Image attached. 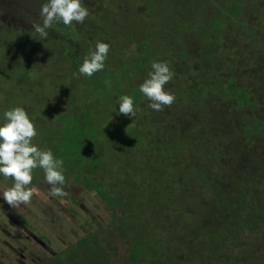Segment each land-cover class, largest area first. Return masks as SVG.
Listing matches in <instances>:
<instances>
[{
	"label": "rangeland",
	"instance_id": "1",
	"mask_svg": "<svg viewBox=\"0 0 264 264\" xmlns=\"http://www.w3.org/2000/svg\"><path fill=\"white\" fill-rule=\"evenodd\" d=\"M89 14L90 30L82 23L78 34L58 28L56 45L68 46L70 56L55 70L49 60L39 72L27 67L23 53L29 51L18 47L14 28L0 42V121L6 110L24 107L37 129L33 143L64 161L63 185L69 194L80 193L81 213L100 220L89 217L83 229L73 220L74 235L93 230L106 238L112 264H264V0H91ZM219 17L225 27L215 36V26L203 25ZM98 23L103 33L97 34ZM108 39L104 69L80 74L84 57L95 50L92 42ZM211 42L221 48L211 49ZM202 50L218 62L213 70L203 66ZM154 60L168 62L174 72L165 90L175 100L163 111L151 110L139 90ZM122 95L133 98L135 117L119 112ZM171 156L174 162H164ZM122 179L144 182L143 190L132 192L131 211L143 208L138 214L129 215L107 191ZM37 183L35 173L30 203L10 207L0 195V206L22 213L60 250L71 237L60 206L73 203ZM6 186L0 180V194ZM159 207L164 215L156 220ZM120 215L145 231L132 230ZM94 242L82 246L79 239L78 255L87 264H107Z\"/></svg>",
	"mask_w": 264,
	"mask_h": 264
},
{
	"label": "clouds",
	"instance_id": "2",
	"mask_svg": "<svg viewBox=\"0 0 264 264\" xmlns=\"http://www.w3.org/2000/svg\"><path fill=\"white\" fill-rule=\"evenodd\" d=\"M89 11L81 0H48L39 10L41 24H33V29L44 40L48 36V29L54 22L62 21L66 26L73 22L81 24L88 17ZM110 45L97 41L95 50L83 59L79 72L85 76L102 71L108 56ZM174 72L168 62L154 60L151 71L139 86V90L150 101L149 107L154 111H163L164 106L170 107L175 96L165 90V85L173 78ZM119 112L125 116L135 117L136 109L130 95L119 97ZM37 136V129L24 107L15 106L6 110L0 121V175L11 178V185L2 189L3 200L10 207L28 204L35 192L29 187L32 183V172L37 167L44 170L46 182L51 185L50 195L64 196L66 193L58 185H63L62 159L54 157L49 149H41L33 143Z\"/></svg>",
	"mask_w": 264,
	"mask_h": 264
},
{
	"label": "flooded vegetation",
	"instance_id": "3",
	"mask_svg": "<svg viewBox=\"0 0 264 264\" xmlns=\"http://www.w3.org/2000/svg\"><path fill=\"white\" fill-rule=\"evenodd\" d=\"M90 1L91 0H81L82 5L86 7L88 11L90 8ZM47 2L48 0H0V42H5L6 38L3 35L8 36L14 28L12 31V37L14 40H18V47L19 45H22L21 47L27 45L26 48L29 51L23 53L25 55L24 59L28 61V66H25L34 69L35 72H39L42 67L46 68L47 60H49L48 66L50 70H55L57 65H62L67 61L65 58L70 56L67 48L68 46L62 45L59 47L56 45V38L61 34L58 28H61V25H64L62 21L54 22L52 28L47 30L48 36L44 40H40L41 37L33 29V24L42 25V18L39 16V10L42 5ZM103 2L104 0H100L101 4ZM99 11H102L101 7H99ZM89 15L88 20L82 23L85 31L90 30L92 18ZM6 18L7 21L5 24ZM76 24V22H73L70 26L65 25L66 29L60 30L72 31V33L75 32L78 34L76 32ZM13 25H18L19 27H13ZM100 27L101 25L98 23V30H102ZM15 30H19L17 31L19 34H15ZM14 43L16 44L15 41ZM17 50L19 49L17 48ZM63 52L66 53L64 54ZM59 55L61 56L59 57ZM41 63L45 64L41 65ZM27 67H25V69ZM35 173L38 178L36 186L40 185V188H42L44 184H48L46 179H44L45 181L43 183L39 181L45 177L42 168L37 167L34 169L32 176H34ZM0 180L6 181L9 185L13 182L11 178L6 179L2 175H0ZM59 187H62L66 193L63 198L70 200L73 203V206L75 204V207L69 204H67V206H60L65 212V214H63L64 218L62 219H64V225L68 228L67 235L71 236L68 241L64 243L63 248L58 250V248H55L51 237L39 235L38 232H36L25 220L22 213L16 215L0 206V264H87L88 260L85 258V255H78L79 244H81L78 243L79 239L82 240V246L85 244L89 246L92 241L98 243L103 248L102 252L105 254V262L107 264L113 263H111V261L109 262L110 259L106 254V238H101L102 235L99 236L97 232L93 230L90 231L88 235H81L79 233H77L79 234L78 236L74 235L76 230L74 224L76 223H73V220L79 225V227L77 226L78 228L83 229L84 224L88 222L89 217L92 218L93 222L98 219L95 216L88 214V212H86L85 216V211L84 213H81L78 209H86V206L85 208L80 207V193L69 194L66 185H59ZM32 199H34L33 196L31 200ZM133 211L136 212L135 206H133ZM78 216H84L83 221H77L76 217ZM101 224H103L102 221L99 226Z\"/></svg>",
	"mask_w": 264,
	"mask_h": 264
},
{
	"label": "trees",
	"instance_id": "4",
	"mask_svg": "<svg viewBox=\"0 0 264 264\" xmlns=\"http://www.w3.org/2000/svg\"><path fill=\"white\" fill-rule=\"evenodd\" d=\"M153 11H157L156 9H153ZM219 19V20H218ZM220 20H222V19H220V17L219 18H216V19H214L213 21H212V23L211 24H205V25H203L204 26V28H210L211 26H215V28H216V31H214V34L213 35H215V36H217V32L218 31H221L222 29H223V27H225V26H222V25H220L219 23H218V21H220ZM213 24V25H212ZM202 26V27H203ZM187 27H189V26H187ZM230 27V26H229ZM219 28V29H218ZM231 28V27H230ZM202 29V28H201ZM218 29V30H217ZM182 31V32H181ZM102 32V30H99L98 31V33L97 34H100ZM179 32L181 33V34H184L185 32H186V30H184L183 31V29H180L179 30ZM103 33V32H102ZM90 35H92V34H90ZM94 36H96V35H94ZM99 36V35H98ZM104 36L105 37H107L108 38V36H107V34L104 32ZM212 37H214V36H212ZM104 38V37H103ZM91 39V38H90ZM89 39V40H90ZM102 42H105V41H102ZM150 42V35H147L146 36V38L143 40V41H141L140 42V45L141 46H143V48L144 49H147L146 47H148V46H150L149 43ZM216 42V41H215ZM106 43V42H105ZM107 43L110 45V48H112V45H111V43H110V41H109V39L107 40ZM212 44H211V49H213V48H215L216 46V43H214L213 44V42H211ZM148 44V45H147ZM94 45H95V43L94 42H92V45H90V47L91 48H93L94 47ZM95 48V47H94ZM216 48H221V46H218V47H216ZM208 52V51H207ZM201 56H199V57H202V59H204L203 60V66L205 67V63H208L207 65L208 66H211V70H213V65L214 64H217L218 62H216V61H214V59L212 58L213 56L211 55L210 57H209V55L208 56H205L204 55V51L202 50L201 51ZM179 54H182L180 51H179ZM213 54V53H212ZM145 55V54H144ZM214 55H215V53H214ZM145 57V56H144ZM183 57H185V56H183ZM205 57H209L208 59H209V61H207V59H205ZM198 58V57H197ZM196 59V58H195ZM201 59V60H202ZM203 67V68H204ZM205 69V68H204ZM221 80V79H220ZM222 81V80H221ZM221 81L218 83L217 82V85H219V84H221ZM230 87H232V86H230ZM229 87V88H230ZM231 105H233V104H231ZM150 110V109H149ZM152 110V109H151ZM152 115V114H151ZM231 114L229 115V123H232V118H231ZM152 117H153V115H152ZM157 122L155 119H154V117H153V125H155V123ZM72 127H73V123H71V124H69L68 126H67V128L69 129V130H67V131H69V132H72L73 131V129H72ZM155 127V129H157L159 126H154ZM167 128H165V130H166ZM164 130V131H165ZM171 130V129H170ZM168 133V132H167ZM166 133V134H167ZM78 134V133H77ZM80 135V134H79ZM81 135H83V134H81ZM168 135H170V134H167V135H165L166 136V138H168L169 140H173V139H171L170 138V136H168ZM75 137H76V135H74ZM164 136V137H165ZM229 140V139H228ZM179 142H182V141H179ZM172 143V142H171ZM180 145H181V143H179L178 145H176V147L175 148H172L171 150H175L176 152H177V149H179V147H180ZM170 150V151H171ZM147 154V153H146ZM145 154V155H146ZM145 155H143V157L145 156ZM163 155H166L165 153L163 154ZM171 155V154H170ZM167 159L168 160H164V162H174V160H173V157L171 156L170 158H168L167 157ZM172 166H175V165H172ZM177 167H176V173H177V177L179 178V173L177 172L179 169H180V166H181V161H179V163H178V165H176ZM172 174V173H171ZM173 177V176H172ZM124 180V181H123ZM142 181V180H141ZM140 181V183L136 186V185H134V183H132V182H130L129 181V179H122V180H120L119 181V183L121 184V186H119V185H117V184H115L114 186H111V187H109V189L107 190L108 192H110V193H113V196L111 195L110 197H111V199L112 198H114V199H116V201L119 203V205H126L127 206V209H125L126 210V212H130V213H128L129 215H133L132 213L134 212V211H131L132 209L130 208V206L131 205H133L134 204V202L132 203V197H133V194H132V192L134 191V193H135V191L138 193V191L140 192L141 190H143L144 189V185L143 184H141V183H144V182H141ZM130 185H133V187H134V189H132V188H129V186ZM105 186V185H104ZM106 187V186H105ZM131 187V186H130ZM124 190V194L122 193V191ZM154 192H158V191H156V189H154ZM159 193V192H158ZM113 200V199H112ZM134 201V200H133ZM163 204H165V203H163ZM124 205V206H125ZM141 205H143V207L144 206H146V204L145 203H143L142 201H141ZM158 206V205H157ZM161 207H164L163 205H161ZM161 207H159V210H158V212H156L158 215H154V213H153V216L156 218V220H159V218H160V216L162 217L163 215H164V208H161ZM143 208H140V209H137V214H138V212L140 213L141 212V210H142ZM132 212V213H131ZM238 214V213H237ZM120 218L123 220V221H125V223L127 224V225H130L131 227H132V230H133V228H136L137 229V231H140V232H142V231H145L143 228H141L140 227V229H139V225H136L134 222H135V219H131L132 221H127L126 220V218H125V216L124 215H120ZM137 220H139L138 222L140 223V219H138L137 218ZM127 221V222H126ZM134 221V222H133ZM131 230V231H132ZM188 236H189V234H188ZM190 237V236H189ZM140 244H141V242L139 241L138 242V245L137 246H140ZM134 246V245H133ZM130 247H132V246H130ZM135 247V246H134ZM140 248L142 249V248H144V246L142 245V247L140 246ZM195 249L196 250H198L196 247H195ZM94 251V250H93ZM96 251V250H95ZM137 251H139V253H137V256H140L141 255V252H140V249H138ZM177 249L176 250H173L172 252L174 253V254H178L177 253ZM194 253V252H193ZM193 253H191L192 255H194ZM180 254H184V253H180ZM180 257V256H179Z\"/></svg>",
	"mask_w": 264,
	"mask_h": 264
},
{
	"label": "crops",
	"instance_id": "5",
	"mask_svg": "<svg viewBox=\"0 0 264 264\" xmlns=\"http://www.w3.org/2000/svg\"><path fill=\"white\" fill-rule=\"evenodd\" d=\"M251 36V35H250Z\"/></svg>",
	"mask_w": 264,
	"mask_h": 264
}]
</instances>
